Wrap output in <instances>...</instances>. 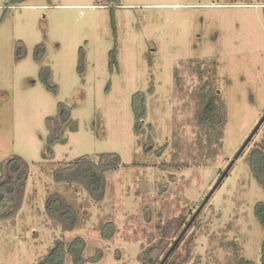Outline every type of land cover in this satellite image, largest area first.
<instances>
[{"label":"rangeland","instance_id":"374dc122","mask_svg":"<svg viewBox=\"0 0 264 264\" xmlns=\"http://www.w3.org/2000/svg\"><path fill=\"white\" fill-rule=\"evenodd\" d=\"M9 2L0 0V183L24 179L0 203V264H39L77 236L83 264H145L162 226L159 259L177 244L168 255L176 264H258L264 230L253 211L264 189L248 154L264 149V121L252 134L264 115V0ZM139 92L146 113L136 121ZM211 96L222 121L202 126ZM60 103L71 120L49 154L47 121ZM103 152L123 166L105 173L99 200L55 180ZM16 157L25 170L7 172ZM53 194L74 209L73 222L47 213Z\"/></svg>","mask_w":264,"mask_h":264},{"label":"trees","instance_id":"16d2710c","mask_svg":"<svg viewBox=\"0 0 264 264\" xmlns=\"http://www.w3.org/2000/svg\"><path fill=\"white\" fill-rule=\"evenodd\" d=\"M26 0H10L8 6L17 5ZM105 3L103 5H112L117 4V0H103ZM264 8V7H263ZM112 14V13H111ZM111 27L113 29V34L115 33V22L113 17L111 18ZM116 42L113 45V48L109 52V68L110 71L113 68H117L114 66L117 63L116 59ZM39 54L36 55V60L42 59L43 47H40ZM19 57H23L25 55V49L22 48L21 51L17 52ZM40 74L42 75V81L47 85L49 84V70L47 67H42ZM134 99L140 101L139 105L135 103L133 105V112L136 117V121L143 118L146 113L145 106V95L142 92L136 93L133 95ZM71 120V109L63 103L59 104L58 113L55 117L49 118L47 121V126L49 129L48 134V143H47V153L52 154V146L61 138L63 129L68 125ZM222 121L221 115V107L217 99L213 96L209 97L207 101L204 103L203 108L201 109V113L198 117V122L202 126H211L219 124ZM135 131H139L138 122L135 123L134 126ZM248 164L257 184L264 189V149L261 147L253 148L248 154ZM118 166H123L120 160V155L116 152H103L97 156V161L91 160L90 157L86 156L84 159H81L79 162L74 163L75 171L66 175V171L55 172L54 177L58 182H68V183H77L83 186L86 192L92 196L95 200H99L102 197L103 191L105 189V173L108 171H113L118 168ZM68 167V166H67ZM73 167V168H74ZM26 168V163L19 157L12 159L10 163L6 164L7 172L10 171L12 174L15 172H23ZM77 168V169H76ZM69 169V168H68ZM4 174H2L3 176ZM3 179L4 183L3 189H0V203H4V199L6 196H9L10 199H13L14 190L21 191L22 181L24 179V175L18 180H6ZM12 201V200H11ZM63 201V202H62ZM10 203V202H9ZM18 205V202H15V207ZM67 207L68 211H62V207ZM10 209V208H9ZM46 209L47 213L53 217L61 219V215L63 218H66L68 222H73L76 214L73 208L67 206L64 200L60 197L59 194H53L47 198L46 201ZM7 210V209H6ZM15 210V209H14ZM5 211V210H4ZM254 216L256 220L259 222L261 227L264 230V202L259 201L254 206ZM0 213H3L0 212ZM61 214V215H60ZM64 220L61 219V222ZM180 223V221H179ZM113 225L111 223L107 224V232L111 233L113 230ZM160 227V226H159ZM168 228L162 226L161 230H159L161 238L157 240L153 246L147 248L145 250V264H176V262L172 261V258H168V255L172 256L176 250V245L174 244L170 253L166 256L167 251L164 253L163 257L159 259L160 254L163 250L162 242L164 240V235L166 234ZM102 233H104V227L102 228ZM85 247V240L77 236L73 238L69 244L65 247L63 242H58L48 253V255L39 263V264H66L67 255L72 258L74 264H83L82 253ZM170 249V248H169ZM238 264H256L255 262L245 260L243 263ZM258 264H264V240L260 245V257Z\"/></svg>","mask_w":264,"mask_h":264},{"label":"water","instance_id":"95a60500","mask_svg":"<svg viewBox=\"0 0 264 264\" xmlns=\"http://www.w3.org/2000/svg\"><path fill=\"white\" fill-rule=\"evenodd\" d=\"M263 121H264V115H263V117L260 119V121L258 122V124H257V126L255 127V129L253 130L252 134L254 133V131L257 130V128L260 126V124H261ZM252 134H251V135H252ZM251 135L247 138V140L245 141V143L241 146V148L239 149V151L235 154V158L238 157L239 153L242 151V149L244 148L245 144L248 142V140H249V138L251 137ZM232 161H233V160H232ZM231 163H232V162H231ZM230 165H231V164H230ZM230 165H229V166H230ZM229 166H228V167H229ZM224 173H225V172H224ZM224 173H223V174H224ZM175 243H176V242H175ZM172 247H173V246H171V248L168 250L166 256L170 253Z\"/></svg>","mask_w":264,"mask_h":264}]
</instances>
